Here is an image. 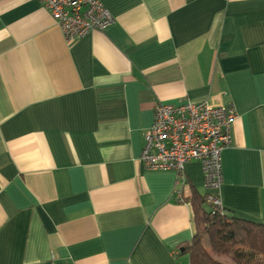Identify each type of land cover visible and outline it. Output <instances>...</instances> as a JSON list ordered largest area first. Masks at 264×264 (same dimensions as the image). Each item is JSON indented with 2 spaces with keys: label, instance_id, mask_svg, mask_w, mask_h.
<instances>
[{
  "label": "crops",
  "instance_id": "crops-1",
  "mask_svg": "<svg viewBox=\"0 0 264 264\" xmlns=\"http://www.w3.org/2000/svg\"><path fill=\"white\" fill-rule=\"evenodd\" d=\"M101 1L114 22L69 43L0 0V264H190L209 190L199 160L142 163L159 102L235 105L222 205L264 223V0Z\"/></svg>",
  "mask_w": 264,
  "mask_h": 264
},
{
  "label": "built area",
  "instance_id": "built-area-1",
  "mask_svg": "<svg viewBox=\"0 0 264 264\" xmlns=\"http://www.w3.org/2000/svg\"><path fill=\"white\" fill-rule=\"evenodd\" d=\"M42 1L69 43L90 32L105 30L115 20L101 0ZM236 116L234 104L211 100L159 102L154 121L146 132L141 161L148 169L181 172L187 162L199 160L209 190L207 201L224 209L220 195L224 181L223 152L232 143V123Z\"/></svg>",
  "mask_w": 264,
  "mask_h": 264
},
{
  "label": "trees",
  "instance_id": "trees-1",
  "mask_svg": "<svg viewBox=\"0 0 264 264\" xmlns=\"http://www.w3.org/2000/svg\"><path fill=\"white\" fill-rule=\"evenodd\" d=\"M195 221L196 233L184 247L190 264H228L221 255H231L237 264H264V223L229 215L212 204L210 210L198 211Z\"/></svg>",
  "mask_w": 264,
  "mask_h": 264
},
{
  "label": "rangeland",
  "instance_id": "rangeland-1",
  "mask_svg": "<svg viewBox=\"0 0 264 264\" xmlns=\"http://www.w3.org/2000/svg\"><path fill=\"white\" fill-rule=\"evenodd\" d=\"M205 207L208 208L209 205H206ZM209 248H210V247H209ZM218 258H219L220 260H222V261L228 263V264H237V263L235 262V260L232 258L231 255H221V256H218Z\"/></svg>",
  "mask_w": 264,
  "mask_h": 264
}]
</instances>
